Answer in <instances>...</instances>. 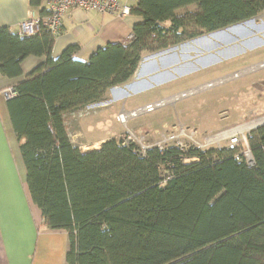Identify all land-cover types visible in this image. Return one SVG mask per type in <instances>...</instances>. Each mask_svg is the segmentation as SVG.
Wrapping results in <instances>:
<instances>
[{"label":"trees","instance_id":"obj_1","mask_svg":"<svg viewBox=\"0 0 264 264\" xmlns=\"http://www.w3.org/2000/svg\"><path fill=\"white\" fill-rule=\"evenodd\" d=\"M46 1L30 0L41 20ZM192 5L196 13L177 14ZM262 12L264 0H138L131 15L143 22L131 41L87 61L75 58L79 45L52 58L57 35L46 29L21 36L0 28L4 76H20L29 56L46 58L14 87L7 107L30 199L45 228L68 233L67 264H264V124L247 136L248 161L233 145L182 152L115 138L82 153L65 122L128 83L145 55ZM191 158L198 160L185 162Z\"/></svg>","mask_w":264,"mask_h":264},{"label":"rangeland","instance_id":"obj_2","mask_svg":"<svg viewBox=\"0 0 264 264\" xmlns=\"http://www.w3.org/2000/svg\"><path fill=\"white\" fill-rule=\"evenodd\" d=\"M197 10L192 5L177 14ZM141 63L130 82L109 90L100 103L66 114L69 135L82 153L113 138L148 148L184 126L196 131L203 149L228 147L239 130L236 147L251 161L244 137L264 123V12L145 55ZM157 102V110L145 113L146 105ZM214 138L218 143L209 144Z\"/></svg>","mask_w":264,"mask_h":264},{"label":"crops","instance_id":"obj_3","mask_svg":"<svg viewBox=\"0 0 264 264\" xmlns=\"http://www.w3.org/2000/svg\"><path fill=\"white\" fill-rule=\"evenodd\" d=\"M45 5L49 7L48 0ZM40 11V7L31 6L30 0H0V28L19 33L21 22L39 18ZM142 22L143 18L136 15L119 17L71 10L56 36L52 58H59L69 46L79 45L75 58L87 61L110 43H129L133 28ZM45 61L42 56L27 57L21 63V75L15 78L0 72V264H67L68 233L45 228L41 210L30 199L20 143L3 95Z\"/></svg>","mask_w":264,"mask_h":264},{"label":"built area","instance_id":"obj_4","mask_svg":"<svg viewBox=\"0 0 264 264\" xmlns=\"http://www.w3.org/2000/svg\"><path fill=\"white\" fill-rule=\"evenodd\" d=\"M138 2V0H48L49 14L41 20L39 18L29 17L20 24L19 35L21 36H33L43 29L48 30L53 35H58L63 26V19L67 13L71 10H84L87 12H94L101 15H117L119 17H128L131 15L132 7ZM133 38V35L130 37ZM4 97L9 100L16 95L15 89H9L3 92ZM159 102L148 104L143 109L145 113H152L160 107ZM232 135L230 139V145L237 146L239 139L236 133ZM197 133L187 127L181 126L172 133L162 134V140L156 146L160 150H164L168 147L174 146L179 148L182 152L187 151L190 148L203 149L202 145L196 141ZM218 138L209 139L208 143H218ZM246 145L248 144L247 137H244ZM149 146V147H151ZM148 147V148H149ZM143 149V148H142ZM147 149V148H144ZM197 158L185 159L186 163L197 161Z\"/></svg>","mask_w":264,"mask_h":264},{"label":"bare ground","instance_id":"obj_5","mask_svg":"<svg viewBox=\"0 0 264 264\" xmlns=\"http://www.w3.org/2000/svg\"><path fill=\"white\" fill-rule=\"evenodd\" d=\"M136 115V114H135ZM130 116H133V115H130ZM121 119H122V121L124 122L125 120H127V117L123 114V115H121Z\"/></svg>","mask_w":264,"mask_h":264},{"label":"water","instance_id":"obj_6","mask_svg":"<svg viewBox=\"0 0 264 264\" xmlns=\"http://www.w3.org/2000/svg\"><path fill=\"white\" fill-rule=\"evenodd\" d=\"M252 20V19H251ZM250 21V20H249ZM246 22H248V21H246ZM262 124H264V123H262ZM262 124H260V125H262ZM259 126V125H258ZM250 163H252V162H250Z\"/></svg>","mask_w":264,"mask_h":264}]
</instances>
